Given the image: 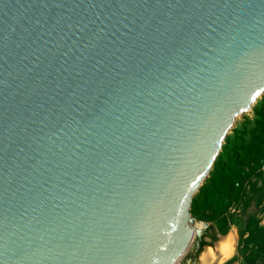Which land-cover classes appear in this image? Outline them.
Returning <instances> with one entry per match:
<instances>
[{"label": "water", "instance_id": "95a60500", "mask_svg": "<svg viewBox=\"0 0 264 264\" xmlns=\"http://www.w3.org/2000/svg\"><path fill=\"white\" fill-rule=\"evenodd\" d=\"M263 93L264 0H0V264H178Z\"/></svg>", "mask_w": 264, "mask_h": 264}, {"label": "rangeland", "instance_id": "374dc122", "mask_svg": "<svg viewBox=\"0 0 264 264\" xmlns=\"http://www.w3.org/2000/svg\"><path fill=\"white\" fill-rule=\"evenodd\" d=\"M262 96H264V93L256 100L248 112L235 119L233 127L225 137L227 141H231L234 140V137H236L238 133L242 132L244 134L243 139L246 143L244 148L247 151L246 154H243L241 151L239 152L240 158L239 161L236 162L233 171L239 170L240 173L236 185L230 184L227 187L225 205H223V208L217 213L210 202H208L207 198L205 201H200L198 204L201 205L198 208V213L201 215L202 219L196 220L193 218L199 227L202 224H207L208 227L214 225V221H218V225H216L215 228H217L218 231H222V233H216V235L224 236L218 243L219 246L217 247L219 251L221 250L220 243H222L225 238L229 237L232 239V253L221 260L220 264H223L232 257H235V260L230 264H247V261H253L252 264H258L255 260V256L259 249V245L264 241V138L260 137V144L257 143V145L251 138L256 134L253 123L254 120H256L255 114L260 108L259 106H264V100L258 103ZM232 162L231 154L229 156V163ZM215 174L216 171L213 172V175ZM212 179L213 176L210 170L208 176L198 188L200 194H205L207 192ZM234 217L241 218V228L230 224L231 219ZM205 218H208L209 221H204ZM204 238L208 239L207 237ZM196 242L197 241L194 239L178 264H198L201 255L206 249H209L212 258L216 256L215 252L217 248L212 246V243L216 242V237L213 241L209 238V241L203 242V246L209 247L203 248V246H201L198 253L195 252L197 248Z\"/></svg>", "mask_w": 264, "mask_h": 264}, {"label": "trees", "instance_id": "16d2710c", "mask_svg": "<svg viewBox=\"0 0 264 264\" xmlns=\"http://www.w3.org/2000/svg\"><path fill=\"white\" fill-rule=\"evenodd\" d=\"M262 100H264V96L261 97L258 103H261ZM257 104V103H256ZM255 104V105H256ZM257 113L255 114L256 120H254V127L256 130V134L253 135L251 138L253 139V142L257 145L259 143V138H264V106H259ZM243 133L240 132L237 134L236 137H234V140L227 141L225 138L224 143L221 146V149L214 161V164L211 169V173L213 176V179L210 182V185L208 186V190L205 194H200L199 189L197 190L196 194L193 196L189 208L190 215L195 218L196 220H201L202 217L198 213V208L201 205H198L200 201H205L208 198V202H210L211 206L217 213L223 208V205H225V201L227 199V187L228 185H236V181L238 179L240 171H233L236 162L239 161L240 158V151L243 154H246V150L244 148V145H246L244 139H243ZM260 144V143H259ZM245 150V151H244ZM232 154V163H229V156ZM232 169V170H231ZM216 171V174L213 175V172ZM210 172V171H209ZM209 174V173H208ZM204 221H209L208 218H205ZM217 223V224H216ZM230 224L236 225L239 228L242 227L241 218L240 217H234L231 219ZM218 225V221H214V225L208 226L206 228V231L210 232V239L213 241L215 239L216 233H222V231H218L216 227ZM197 248L195 252H199L201 246L204 245L203 241L196 242ZM235 260V257H232L231 259L227 260L223 264H230ZM255 260L258 262V264H264V241L261 242L259 245V249L257 251V254L255 256ZM246 261V258H245ZM253 261H247V264H252Z\"/></svg>", "mask_w": 264, "mask_h": 264}, {"label": "bare ground", "instance_id": "6f19581e", "mask_svg": "<svg viewBox=\"0 0 264 264\" xmlns=\"http://www.w3.org/2000/svg\"><path fill=\"white\" fill-rule=\"evenodd\" d=\"M196 227H199L198 224H196ZM232 239L231 238H225L222 243H220V255L219 257L215 256L214 258H212V256H210V252L209 249L201 255L200 260L198 261V264H220V261L225 259L228 255H230L232 253ZM219 246V245H218Z\"/></svg>", "mask_w": 264, "mask_h": 264}, {"label": "flooded vegetation", "instance_id": "af4514ba", "mask_svg": "<svg viewBox=\"0 0 264 264\" xmlns=\"http://www.w3.org/2000/svg\"><path fill=\"white\" fill-rule=\"evenodd\" d=\"M210 232H208V231H205V235H204V237H207V238H210Z\"/></svg>", "mask_w": 264, "mask_h": 264}, {"label": "clouds", "instance_id": "9594fccd", "mask_svg": "<svg viewBox=\"0 0 264 264\" xmlns=\"http://www.w3.org/2000/svg\"><path fill=\"white\" fill-rule=\"evenodd\" d=\"M200 227H202V225Z\"/></svg>", "mask_w": 264, "mask_h": 264}, {"label": "built area", "instance_id": "2783aa9c", "mask_svg": "<svg viewBox=\"0 0 264 264\" xmlns=\"http://www.w3.org/2000/svg\"><path fill=\"white\" fill-rule=\"evenodd\" d=\"M188 264V263H187Z\"/></svg>", "mask_w": 264, "mask_h": 264}]
</instances>
